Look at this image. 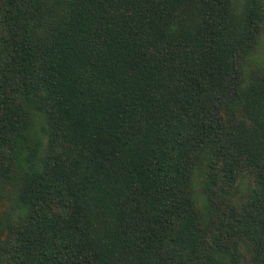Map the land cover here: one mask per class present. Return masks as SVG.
Masks as SVG:
<instances>
[{
	"label": "trees",
	"instance_id": "1",
	"mask_svg": "<svg viewBox=\"0 0 264 264\" xmlns=\"http://www.w3.org/2000/svg\"><path fill=\"white\" fill-rule=\"evenodd\" d=\"M262 34L264 0H0V264H264Z\"/></svg>",
	"mask_w": 264,
	"mask_h": 264
},
{
	"label": "rangeland",
	"instance_id": "2",
	"mask_svg": "<svg viewBox=\"0 0 264 264\" xmlns=\"http://www.w3.org/2000/svg\"><path fill=\"white\" fill-rule=\"evenodd\" d=\"M244 72L248 75H251L254 72L259 73L260 71H264V34H262L258 43L256 44L253 53H251L244 62L243 65ZM254 71V72H253ZM13 187L11 185H7L2 188V192H0V218H3L5 214L3 211L9 205L11 206V202L9 200V195L12 191ZM200 206L202 210H205V204L203 199H200Z\"/></svg>",
	"mask_w": 264,
	"mask_h": 264
}]
</instances>
